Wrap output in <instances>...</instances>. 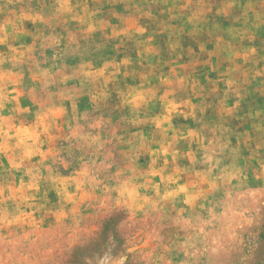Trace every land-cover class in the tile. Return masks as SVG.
Masks as SVG:
<instances>
[{
  "label": "rangeland",
  "instance_id": "obj_1",
  "mask_svg": "<svg viewBox=\"0 0 264 264\" xmlns=\"http://www.w3.org/2000/svg\"><path fill=\"white\" fill-rule=\"evenodd\" d=\"M0 264H264V0H0Z\"/></svg>",
  "mask_w": 264,
  "mask_h": 264
}]
</instances>
